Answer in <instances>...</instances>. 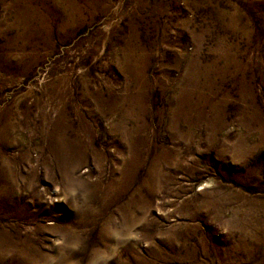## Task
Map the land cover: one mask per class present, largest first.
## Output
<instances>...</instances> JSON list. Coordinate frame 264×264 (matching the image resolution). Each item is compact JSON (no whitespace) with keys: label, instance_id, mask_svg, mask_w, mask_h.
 <instances>
[{"label":"rangeland","instance_id":"rangeland-1","mask_svg":"<svg viewBox=\"0 0 264 264\" xmlns=\"http://www.w3.org/2000/svg\"><path fill=\"white\" fill-rule=\"evenodd\" d=\"M0 240L27 248L0 264H264V0H0Z\"/></svg>","mask_w":264,"mask_h":264},{"label":"bare ground","instance_id":"bare-ground-1","mask_svg":"<svg viewBox=\"0 0 264 264\" xmlns=\"http://www.w3.org/2000/svg\"><path fill=\"white\" fill-rule=\"evenodd\" d=\"M59 149L60 154L58 156L56 168L61 175L63 188L66 190V192L71 193L76 186H81L83 185L82 183H84L81 182V179V181H79V179L74 177L73 172L82 160L81 158L85 152V149L73 145V143H71V145H66L63 142ZM20 244L21 245L15 242H11V240L8 243L7 241L0 240L1 262H3V260H6L7 258H12L13 256H19V258L24 257L27 252V248L25 245H22V243Z\"/></svg>","mask_w":264,"mask_h":264}]
</instances>
